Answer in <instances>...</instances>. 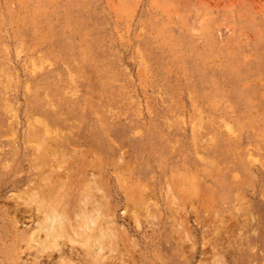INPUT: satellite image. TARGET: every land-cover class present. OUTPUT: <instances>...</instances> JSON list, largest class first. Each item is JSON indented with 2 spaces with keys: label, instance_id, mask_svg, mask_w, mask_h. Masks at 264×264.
I'll return each instance as SVG.
<instances>
[{
  "label": "rangeland",
  "instance_id": "obj_1",
  "mask_svg": "<svg viewBox=\"0 0 264 264\" xmlns=\"http://www.w3.org/2000/svg\"><path fill=\"white\" fill-rule=\"evenodd\" d=\"M0 264H264V0H0Z\"/></svg>",
  "mask_w": 264,
  "mask_h": 264
},
{
  "label": "bare ground",
  "instance_id": "obj_2",
  "mask_svg": "<svg viewBox=\"0 0 264 264\" xmlns=\"http://www.w3.org/2000/svg\"><path fill=\"white\" fill-rule=\"evenodd\" d=\"M17 183V182H16Z\"/></svg>",
  "mask_w": 264,
  "mask_h": 264
}]
</instances>
